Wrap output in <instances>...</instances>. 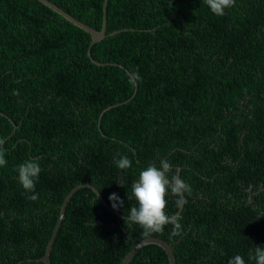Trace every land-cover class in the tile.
<instances>
[{
	"label": "trees",
	"instance_id": "16d2710c",
	"mask_svg": "<svg viewBox=\"0 0 264 264\" xmlns=\"http://www.w3.org/2000/svg\"><path fill=\"white\" fill-rule=\"evenodd\" d=\"M50 1L101 29L103 0ZM106 10L105 36L90 48L98 64L85 30L39 0H0V113L14 123L0 114V264H44L23 259L44 255L80 183L111 207L117 193L127 216L137 206L132 181L161 158L192 191L177 215L181 234L171 237L168 224L150 236L172 245L177 264H228L237 254L255 264L249 253L264 247V0H236L223 16L204 0H108ZM125 155L132 167L121 170ZM29 159L42 169L35 201L18 180ZM177 199L168 196L170 216ZM145 237L84 186L66 204L50 259L119 264ZM129 264L169 261L147 244Z\"/></svg>",
	"mask_w": 264,
	"mask_h": 264
},
{
	"label": "clouds",
	"instance_id": "9594fccd",
	"mask_svg": "<svg viewBox=\"0 0 264 264\" xmlns=\"http://www.w3.org/2000/svg\"><path fill=\"white\" fill-rule=\"evenodd\" d=\"M204 2L216 16H223L226 9L235 5L236 0H204ZM5 143V138H0V166L7 164L3 148ZM115 163L121 170L132 167V161L126 155L116 159ZM41 170L40 164L33 159L26 160L18 165L17 168L19 183L25 193H32V195L27 197L32 201L39 198V194L35 192V187ZM170 173H172L171 176L169 175ZM191 191V186L178 173L172 172V166L169 161L161 158L159 167L155 163L149 164L140 171L138 178L132 181L128 199L134 198L137 206L130 208L129 214L125 217V223L127 225H139L143 229L144 236L162 233L166 225L172 224L173 228L170 236H178L181 234L182 225L180 217L170 216L167 213L168 196L171 194L177 197L176 203L180 206L184 202V194L191 193ZM97 195L99 198L98 192ZM109 200L112 202L114 209H119L124 204L123 199L117 193H112L109 196ZM249 257L255 260V264H264V247L257 246L254 255L249 253ZM228 264H246V262L241 255L237 254L229 260Z\"/></svg>",
	"mask_w": 264,
	"mask_h": 264
},
{
	"label": "water",
	"instance_id": "95a60500",
	"mask_svg": "<svg viewBox=\"0 0 264 264\" xmlns=\"http://www.w3.org/2000/svg\"><path fill=\"white\" fill-rule=\"evenodd\" d=\"M39 1L41 3H43L44 5L48 6L53 11H55L58 14L62 15L63 17H65L67 20H69L70 22H72L74 25H76L79 28H81V29L85 30L86 32H88L90 34V36H91V42L89 43V46H88V49H87L88 57L91 60H93L94 62L98 63V64L102 63V62H97L94 59H92V57H91V49L90 48H91V46L94 43L98 42L99 40H101L105 36V33H106V13H107L106 5H107V1L108 0H103V7H102V18L103 19H102V27H101L100 30H97V29H95V28L87 25L86 23L80 21L79 19H77L76 17L72 16L70 13H68L67 11H65L64 9H62L61 7H59L58 5H56L54 2H52L50 0H39ZM125 29L150 30V29H136V28H125ZM121 30H123V29H121ZM117 31H120V30H117ZM114 32H116V31H114ZM105 64H118L121 67H123L120 63H105ZM126 71L128 72V70H126ZM129 75L131 76L130 73H129ZM132 79H133V77H132ZM136 90H137V84H135V81H134V91L124 101L128 100L131 96H134L135 93H136ZM124 101H122V102H124ZM119 103H121V102H119ZM119 103H116V104H119ZM113 105H115V104H113ZM113 105H110V106H113ZM110 106H108V107H110ZM108 107H106V108H108ZM102 111L100 112L99 117H100ZM0 114L1 115H4L3 113H0ZM4 116H6V115H4ZM99 117H98V121H99ZM9 120L11 121V119H9ZM12 124H13V129H14V123L12 122ZM98 128H99V126H98ZM99 131H100V129H99ZM101 134H102V132H101ZM176 173H178V174L180 173L179 166H177V168H176ZM84 186H87V187L91 188L95 192V194H96L97 197H98V195H97V192H98L99 193V200H100V202L104 206H106L109 210H111L115 215H117L119 217H122V218H125L126 217V215H123L118 210L112 208L105 201V199L103 198L102 194L99 192V190L94 185H92L90 183H87V182L86 183H80L77 186H74L70 190V192L65 196V198H64V200H63V202H62V204L60 206V211H59L58 219H57V221H56V223H55V225H54V227L52 229L51 235H50L49 240L47 242L44 255L42 257H38V258H27V259H23V260H41V261H43L44 264H52L51 259H50V252H51V249H52V245H53L55 236H56V234L58 232V229H59V227L61 225V221H62V219L64 217V212H65L66 204L69 201V199L72 196V194L77 189H79L81 187H84ZM183 201H184V196H183ZM183 206H184V202H183L182 205H180L178 207L177 211L175 213H173L171 216H177L181 212V210L183 209ZM147 244H156V245L160 246L165 251V253L167 255V258H168V261H169V264H177L176 259H175V256H174V252H173V249H172V245L170 243H168V241H166L165 239H163L161 237H158V236H148V237H145V238H141L137 243H135L131 247V249L127 252V254L125 255V257L122 259V261L119 264H129L131 258L135 255V253L138 251V249H140L141 247H143L144 245H147ZM20 261H22V260H20Z\"/></svg>",
	"mask_w": 264,
	"mask_h": 264
}]
</instances>
